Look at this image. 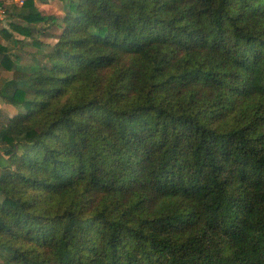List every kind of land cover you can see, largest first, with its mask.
<instances>
[{
    "label": "trees",
    "instance_id": "1",
    "mask_svg": "<svg viewBox=\"0 0 264 264\" xmlns=\"http://www.w3.org/2000/svg\"><path fill=\"white\" fill-rule=\"evenodd\" d=\"M12 15L62 32L0 87V264H264V0Z\"/></svg>",
    "mask_w": 264,
    "mask_h": 264
},
{
    "label": "rangeland",
    "instance_id": "2",
    "mask_svg": "<svg viewBox=\"0 0 264 264\" xmlns=\"http://www.w3.org/2000/svg\"><path fill=\"white\" fill-rule=\"evenodd\" d=\"M0 6V43L7 48L6 54L11 61V67H6L3 63V56L0 52V87L3 82L14 75V70L20 68L22 70H31L34 67L43 65L47 62L48 53L51 52L58 41V37L62 29L57 26L45 23H26L18 17L12 15L14 6H20L23 0H1ZM40 11L46 15L61 16L66 13L69 8L70 0H35ZM12 22L28 25L33 28L32 35H25L16 31L12 27ZM5 31L13 36L9 38L5 35ZM38 41V42H37ZM73 90L68 88L66 92L58 98L52 99L53 108L63 104L72 94ZM34 95L29 94L28 98ZM24 109L14 106L4 101L0 96V129L2 123L8 122V119L17 115ZM7 156L0 152V174L9 168Z\"/></svg>",
    "mask_w": 264,
    "mask_h": 264
},
{
    "label": "built area",
    "instance_id": "3",
    "mask_svg": "<svg viewBox=\"0 0 264 264\" xmlns=\"http://www.w3.org/2000/svg\"><path fill=\"white\" fill-rule=\"evenodd\" d=\"M2 5V1L0 0V6Z\"/></svg>",
    "mask_w": 264,
    "mask_h": 264
}]
</instances>
